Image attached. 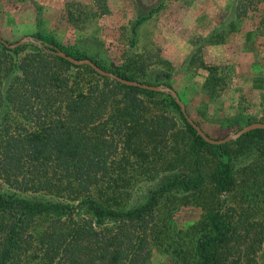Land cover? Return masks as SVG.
Returning a JSON list of instances; mask_svg holds the SVG:
<instances>
[{"label":"rangeland","instance_id":"1","mask_svg":"<svg viewBox=\"0 0 264 264\" xmlns=\"http://www.w3.org/2000/svg\"><path fill=\"white\" fill-rule=\"evenodd\" d=\"M158 1L0 0V39L7 45L29 37L39 42L41 38L55 40L107 72L119 67L134 82L170 84L188 116L216 141L264 123L259 100L264 94V0H165L133 39L137 16L149 12ZM2 46L0 42V55ZM23 47L19 58L35 52L33 44ZM92 71L95 75L80 72L82 85L100 76ZM75 76L77 79L79 74ZM154 94H139L141 116L151 119L160 115L173 130L162 139L156 153L148 145L151 138L144 136L147 156L131 151L113 155L112 177L96 188L93 199L105 209L124 212L146 205L173 177L194 178L201 172L206 185L200 190L163 194L150 219L151 254L143 264H198L196 242L211 231L209 225L216 216L221 224L231 226L236 251L241 254L255 242L257 262L264 264V137L248 138L243 149L232 144L235 141L225 144L228 155L224 159L218 158L214 149L204 148L196 163L190 150L191 135L179 110L169 95ZM222 161L232 167L233 182L225 192L217 191L211 182ZM19 196L32 202L69 205L72 210L68 214L75 220L91 218L87 206L81 204L85 195L64 187L52 193ZM59 219L47 216L29 223L18 264H49L41 254L38 237ZM116 223L106 221L102 227Z\"/></svg>","mask_w":264,"mask_h":264},{"label":"trees","instance_id":"2","mask_svg":"<svg viewBox=\"0 0 264 264\" xmlns=\"http://www.w3.org/2000/svg\"><path fill=\"white\" fill-rule=\"evenodd\" d=\"M164 4L165 0H159L149 12L137 16L133 39L138 28ZM261 27L264 29V21ZM39 40L42 45H33L35 52L24 58H19L24 47L8 50L2 46L0 55V264H18L29 223L55 215L60 219L38 237L41 254L49 264H143L151 254L150 219L163 194L173 190L198 191L206 185V178L201 172L194 178L173 177L146 205L124 212L101 206L92 196L96 188L112 177L116 162L111 157L118 151L147 156L144 136L151 138L148 145L156 153L173 127L160 115L151 119L141 116L143 102L139 94L153 97L154 93L100 76L82 85L81 71L95 73L53 54L55 50L49 45L60 47L75 59L85 57L55 40ZM111 72L134 81L119 67ZM169 99L191 135L190 150L196 163L204 148L214 149L220 159L226 158L228 145L206 143L170 95ZM259 100L264 107V94ZM263 137L264 131L256 130L232 144L243 149L248 138ZM221 167L211 182L217 191L225 192L233 182L232 167L223 161ZM62 187L85 195L81 204L87 206L90 219L75 220L68 214L72 210L69 205L32 202L19 196L52 193ZM218 219L213 218L211 231L196 242L198 264H259L254 254L257 243L238 253L232 245L236 238L231 226L221 224ZM110 220L117 225L102 227Z\"/></svg>","mask_w":264,"mask_h":264},{"label":"water","instance_id":"3","mask_svg":"<svg viewBox=\"0 0 264 264\" xmlns=\"http://www.w3.org/2000/svg\"><path fill=\"white\" fill-rule=\"evenodd\" d=\"M0 42L5 45L6 47H8L10 50H15L19 47H23L25 45L28 44H33V45H39L41 46L42 43L39 41H35L34 38H25L23 40H21L20 42L14 44V45H7L6 42H4L2 39H0ZM55 50V52H53V54L57 55L58 57L65 59L66 61H68L69 63H71L72 65L76 66V67H82V66H86V67H90L92 70H94L98 75H100L101 77L104 78H109L113 81H116L122 85H125L127 87H133V88H138V89H142V90H146V91H151L154 93H164L167 95H170L175 102L178 104V106L181 109L182 114L184 115L186 121L191 125V127L197 132L198 136L201 137L206 143L210 144V145H214V146H222L234 141H237L238 139H240L241 137H243L244 135L256 131V130H263L264 131V123H255L252 125H249L247 127H244L243 129H241L240 131L236 132L233 135H230L222 140H214L211 137H209L187 114L186 111V106L185 104L180 100L178 94L172 90L171 88L164 86V85H160V86H150V85H146V84H141L138 82H134V81H128L125 80L113 73L107 72L101 68H99L95 63H93L90 60L87 59H83V60H77L67 54H65L62 51L56 50L55 48H53Z\"/></svg>","mask_w":264,"mask_h":264}]
</instances>
